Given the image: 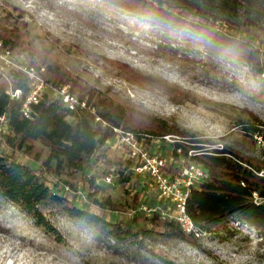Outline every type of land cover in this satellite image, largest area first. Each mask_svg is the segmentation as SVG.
<instances>
[{
    "label": "rangeland",
    "instance_id": "1",
    "mask_svg": "<svg viewBox=\"0 0 264 264\" xmlns=\"http://www.w3.org/2000/svg\"><path fill=\"white\" fill-rule=\"evenodd\" d=\"M158 3L189 12L191 17H196L191 7L199 5L211 15L208 21L250 39L264 58V0ZM0 24L25 32L34 45L52 54L75 75L84 90L82 98L70 84L53 85L45 65H41L45 82L53 87L66 86L92 113L98 111L97 94H106L133 110L135 123L160 119L195 135L204 146L228 147L242 155L264 158L263 140L246 134L238 125L248 112L264 120V82L247 64L209 57L192 37L151 25L124 8L100 0H0ZM22 54L29 62L27 54ZM45 91L52 92L49 87ZM118 129L129 131L123 125ZM4 134L6 131L0 134V152L30 166L50 188L70 201L131 229L147 226L145 218L154 213L148 208L157 204L155 185L147 173H137L131 166L120 174L113 163L89 164L84 171L57 176L44 165L47 146L37 142L31 153L13 151L6 145ZM116 134L113 129L112 137ZM111 138L106 142L109 157L125 160L124 151L110 146ZM180 138L165 135L163 139H144L143 145L150 153L164 157L168 165L182 166L183 157L172 155V145ZM126 175L129 179L123 182ZM91 176L92 187L88 181ZM106 176H110L109 182ZM93 190L100 200L109 197L113 208L93 204L88 197ZM59 223L69 248L48 240L26 216L0 200V264H264L260 233L235 220L228 226L238 229L231 238H223L224 231L219 229L192 236L195 244L152 241L155 255L137 257L112 240L98 241L89 231L61 218Z\"/></svg>",
    "mask_w": 264,
    "mask_h": 264
},
{
    "label": "trees",
    "instance_id": "2",
    "mask_svg": "<svg viewBox=\"0 0 264 264\" xmlns=\"http://www.w3.org/2000/svg\"><path fill=\"white\" fill-rule=\"evenodd\" d=\"M126 9L137 18L166 31L179 32L192 37L201 45L209 57L225 62L245 63L251 72L264 82V58L258 45L250 39L238 35L230 28L216 26L208 21L209 12L193 5V14L183 10L165 7L160 0H100ZM0 39L17 53H26L29 63L40 67L50 75L52 84H70L71 90H79L84 96L81 81L64 69L52 54L39 49L25 32L16 27L0 24ZM120 65V64H119ZM159 87L164 85L158 84ZM20 89V99H11L7 89ZM29 90V80L18 71L0 72V116L6 118V145L13 151L25 154L34 150L41 142L48 148L44 165L57 176L72 175L84 171L90 164L118 165L120 174L130 169L128 159L110 158L106 142L113 135V128L123 125L125 129L144 137L146 140L163 139L165 135L181 137L172 145V155L183 157L184 163L201 164L209 172V178L197 188H193L186 202V212L201 230L210 232L222 229L223 238L237 234L236 228H229L230 220L247 223L260 233L264 240V201L256 204L252 193L257 191L264 198V158L256 159L242 155L228 147L202 145V140L181 130L166 121L149 118L143 124L137 121L130 108L121 106L106 94H97L96 114L86 108L69 109L52 92L45 91L37 102L29 104L30 113L24 115L22 105ZM102 123H105L102 126ZM241 129L250 136H259L264 142V120L248 112L245 119L238 122ZM180 150L177 153V150ZM180 166L166 169L176 173ZM129 176L121 180L127 181ZM90 186L93 177L88 179ZM96 190L89 192L101 209H112L109 197L100 200L95 197ZM0 200L12 205L20 214L26 216L31 226L51 242L69 248L59 218L85 229L98 241L112 240L115 246L123 247L134 257L155 255L150 242L157 240H179L195 244L191 235L185 234L179 225L169 218H161L157 213L145 218L146 227L131 229L121 221H109L101 214L89 211L70 201L66 195L49 187L46 180L25 163L0 152Z\"/></svg>",
    "mask_w": 264,
    "mask_h": 264
},
{
    "label": "built area",
    "instance_id": "3",
    "mask_svg": "<svg viewBox=\"0 0 264 264\" xmlns=\"http://www.w3.org/2000/svg\"><path fill=\"white\" fill-rule=\"evenodd\" d=\"M44 68L37 67L26 61L24 54L17 53L14 49L6 46L0 39V72L8 74L9 71H18L28 77L29 90L22 105L24 115L30 113L29 104L37 102L47 87L53 95L71 110L76 107H85V103L78 101L74 94L68 92L66 86L53 87L45 82L43 78ZM11 99H20L21 90L7 89ZM98 118L97 116L95 117ZM99 120V118H98ZM6 118L0 116V134L6 131ZM116 134L111 138V147L121 149L126 159L131 161L132 168L137 173H147L156 190L157 204L148 208L149 211L157 213L161 218H169L175 221L181 230L193 237H200L206 232L193 223L186 212V202L190 191L197 188L202 182L209 178V172L201 164L188 162L179 167V170L171 174L167 169V160L159 155L150 153L143 145L144 137H138L130 131H121L118 127L113 128ZM177 152H180L178 149ZM264 175V170L257 172ZM110 176L105 177L109 182ZM253 201L259 204L264 201L257 191L252 193Z\"/></svg>",
    "mask_w": 264,
    "mask_h": 264
},
{
    "label": "snow or ice",
    "instance_id": "4",
    "mask_svg": "<svg viewBox=\"0 0 264 264\" xmlns=\"http://www.w3.org/2000/svg\"><path fill=\"white\" fill-rule=\"evenodd\" d=\"M171 75L175 76V75H176V73L173 71V72L171 73Z\"/></svg>",
    "mask_w": 264,
    "mask_h": 264
}]
</instances>
